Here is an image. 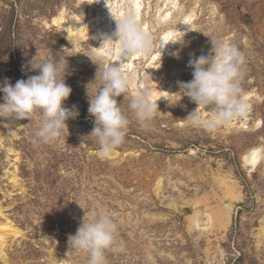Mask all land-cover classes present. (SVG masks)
I'll list each match as a JSON object with an SVG mask.
<instances>
[{"label":"rangeland","instance_id":"obj_1","mask_svg":"<svg viewBox=\"0 0 264 264\" xmlns=\"http://www.w3.org/2000/svg\"><path fill=\"white\" fill-rule=\"evenodd\" d=\"M127 14L156 49L166 44L135 59L118 42L102 43L116 30L113 17ZM211 37L244 53L249 95L244 116L214 129L188 122L197 105L178 83L193 78L188 62L210 52ZM86 53L121 60L132 81L116 98L130 121L126 137L106 159L87 136L98 66ZM60 55H70L64 106L79 112L60 137L34 142L39 113L0 118V222L18 231L5 233L0 264H86L68 238L93 212L117 224L123 251H106L107 264H264V0H0V83L38 74L32 59ZM144 89L158 105L146 128L128 107ZM199 111L211 119L215 106ZM255 147L262 157L252 167L246 157ZM197 211L214 216L209 229L192 222Z\"/></svg>","mask_w":264,"mask_h":264},{"label":"clouds","instance_id":"obj_2","mask_svg":"<svg viewBox=\"0 0 264 264\" xmlns=\"http://www.w3.org/2000/svg\"><path fill=\"white\" fill-rule=\"evenodd\" d=\"M113 18L116 30L111 36L104 35L102 43L111 45L118 42L120 53L126 57L148 54L156 49L155 37L142 28L133 14ZM165 44L159 41L158 49ZM211 44L207 55H193L189 60L193 78L188 82H178L181 97L187 96L197 105L186 119L192 126L208 129L244 116L247 108L241 87L244 53L224 40L211 37ZM86 54L98 66L93 81L96 91L92 95L88 92V113L94 117V127L87 136L95 137L99 146L97 155L106 159L125 140L130 121L116 98L128 96L132 81L121 60L108 63L103 56ZM68 56L60 55L58 59L43 56L35 62L32 59L31 69L38 70V74L19 79L14 85L7 78L0 83V92L4 94V102L0 103V118L4 121L30 119L39 113L40 123L34 132V142L47 143L57 139L67 127V120L79 115L75 106L72 109L64 106V101L72 92L65 83ZM156 101L147 89L131 95L128 107L141 127H148L154 118L158 109ZM209 105L215 106V114L211 119H205L199 108ZM84 217L76 233L69 236L68 244L72 251L86 254V264H107L106 251H123L122 247L115 246L117 224L108 213L93 212L89 219Z\"/></svg>","mask_w":264,"mask_h":264},{"label":"bare ground","instance_id":"obj_3","mask_svg":"<svg viewBox=\"0 0 264 264\" xmlns=\"http://www.w3.org/2000/svg\"><path fill=\"white\" fill-rule=\"evenodd\" d=\"M59 19L55 18V22H58ZM170 35V34H169ZM135 59L140 58V55H136L134 56ZM249 97V95H246L245 98L247 100V98ZM261 147H255L253 148L248 156L246 157V162L247 164H249L252 167H256L260 161H261ZM229 193H231V190L228 191ZM227 195V194H226ZM235 198L239 197L238 195H234ZM227 212V211H226ZM227 214V213H226ZM226 216V215H225ZM203 217L207 218V221L205 222V224H201V220ZM214 216L211 215L208 212H199L197 211L196 214L193 215L192 217V222L196 225H198L201 229H209L210 225L212 224V220H214L215 218H213ZM230 220V215H228V221ZM225 225V224H224ZM264 229V227H263ZM13 232H18L16 227H14V224L7 220L6 222L1 223L0 222V244H3L5 242V233H13Z\"/></svg>","mask_w":264,"mask_h":264}]
</instances>
